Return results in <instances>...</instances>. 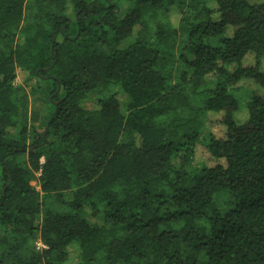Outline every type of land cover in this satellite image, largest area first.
<instances>
[{
    "label": "trees",
    "instance_id": "1",
    "mask_svg": "<svg viewBox=\"0 0 264 264\" xmlns=\"http://www.w3.org/2000/svg\"><path fill=\"white\" fill-rule=\"evenodd\" d=\"M263 60L264 0H0V264H264Z\"/></svg>",
    "mask_w": 264,
    "mask_h": 264
},
{
    "label": "rangeland",
    "instance_id": "2",
    "mask_svg": "<svg viewBox=\"0 0 264 264\" xmlns=\"http://www.w3.org/2000/svg\"><path fill=\"white\" fill-rule=\"evenodd\" d=\"M183 1V0H182ZM186 1V0H185ZM249 3H259L262 0H247ZM181 5L179 3H173L169 6L168 8V18L171 21L172 25L174 27L177 26L178 21L181 18V14L185 12L184 8L180 7ZM233 33V28L230 26H227L224 34L218 38H207L203 42L205 44H208L210 46H219L221 41L228 36H231ZM184 39L182 35L178 36L176 42L174 43V50L177 52L179 50V47L181 46V40ZM131 40H128L127 42L124 43L126 45L129 43ZM263 67H264V60H263ZM16 86H21L23 85L22 83V77L20 74H17L16 80L14 82ZM26 91L28 92L29 87H24ZM116 88H113L112 92H116ZM259 90L256 86H254L250 81H242L237 85V99H238V111L234 114V120L237 124H242L246 118V109H245V104L247 100L252 96L253 93H258ZM29 100V110L30 114L32 111H41V107L39 104H36L33 102V100ZM81 107L85 110H96L97 109V104L93 96L89 97L86 101L81 103ZM219 119L218 115H211L207 114L206 119H205V128L202 130V136H201V143L196 146L195 148V153H194V164L193 166H190L187 170L190 175H193L196 172V169L200 167V165L206 164L210 165V159L209 155L206 152V149L204 147V144H206L209 141V133H212L214 136H219L221 133V128L215 124V122ZM33 187L38 189L37 187V180L33 181L31 183ZM228 200H229V195L226 191H223L217 195L215 198V204L217 206V209L220 212H226L228 210ZM97 223H100L101 220L97 219ZM42 246L37 243L36 248L39 249Z\"/></svg>",
    "mask_w": 264,
    "mask_h": 264
}]
</instances>
